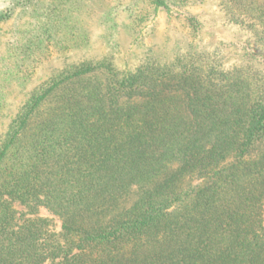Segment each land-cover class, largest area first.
I'll use <instances>...</instances> for the list:
<instances>
[{
    "label": "trees",
    "instance_id": "obj_1",
    "mask_svg": "<svg viewBox=\"0 0 264 264\" xmlns=\"http://www.w3.org/2000/svg\"><path fill=\"white\" fill-rule=\"evenodd\" d=\"M149 2L168 9L185 0ZM256 8L264 32V5ZM96 73L105 84L82 79ZM73 79L76 91L40 110ZM225 89L147 65L119 79L103 62L75 66L35 97L0 148V264H264V92ZM137 96L138 105H115ZM187 177L199 182L182 188ZM12 201L47 208L60 233L37 216L16 225Z\"/></svg>",
    "mask_w": 264,
    "mask_h": 264
},
{
    "label": "rangeland",
    "instance_id": "obj_2",
    "mask_svg": "<svg viewBox=\"0 0 264 264\" xmlns=\"http://www.w3.org/2000/svg\"><path fill=\"white\" fill-rule=\"evenodd\" d=\"M258 5L264 0H185L168 9L155 8L149 0H0V12L10 11L0 21V148L9 139L12 120L25 115L35 97L81 63H109L119 79L147 65L165 67L175 77L187 71L209 78L226 88V95L240 83L257 85L264 92V32L258 24L262 16L254 12ZM11 48L21 53L16 60ZM28 55L32 56L24 62ZM7 74L14 79L10 83L4 81ZM86 77L101 85L107 78L97 73L82 79ZM78 84L73 79L65 89L57 85L40 110L65 100ZM171 94L179 99L181 117H190L184 95ZM103 97L96 101L105 110L110 99ZM143 101L138 96L119 97L115 105ZM198 182L187 177L182 188ZM10 207L16 225L37 216L47 221L45 230L60 233V219L47 208L28 210L19 201ZM261 211L264 228V204Z\"/></svg>",
    "mask_w": 264,
    "mask_h": 264
}]
</instances>
